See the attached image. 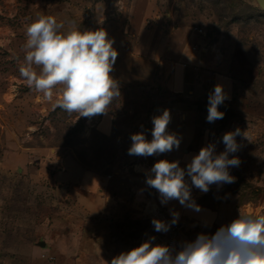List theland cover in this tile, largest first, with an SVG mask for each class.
<instances>
[{
  "label": "rangeland",
  "instance_id": "rangeland-1",
  "mask_svg": "<svg viewBox=\"0 0 264 264\" xmlns=\"http://www.w3.org/2000/svg\"><path fill=\"white\" fill-rule=\"evenodd\" d=\"M132 0H0V264H59L81 261L84 249H46L41 241H49L65 233L81 236L85 230L100 232L103 225L101 207L95 210L93 221H87L81 204V192L74 198L59 189L65 158L76 159L84 167L107 176L119 184L137 172L139 162H149L153 156L128 154L132 134L144 132L151 141L152 118L161 115L165 101L148 87H118L119 97L109 106L114 114L113 128L102 132L96 125L101 116L91 118L69 114L56 106L58 89L52 100H46L27 85L20 75L24 65L26 28L39 16L54 17L67 28L81 31L95 21L110 18L129 20ZM161 16L174 23L185 22L206 32V46L213 47L215 61L235 78L236 96L218 110L223 119L207 122L208 99L191 103L178 120L194 129V146L214 143L217 154L225 150L222 137L237 128L248 139L236 137L238 167L229 168L235 178L231 184L210 185L209 191L193 200L200 208L213 212L206 221L192 216L179 217L183 241H192L198 234H214L240 213L264 214V9L256 0H157ZM119 14L117 17L114 15ZM216 44V45H215ZM38 71V69H37ZM7 87H17L16 94L6 93ZM13 96L16 97L12 101ZM1 124L13 128L39 152L31 155L26 166L5 170L1 158L5 133ZM67 177L72 172L71 161ZM149 172V167L142 166ZM139 173V172H138ZM153 218L164 220L166 207L154 201L146 206ZM169 212V211H168ZM135 210L116 208L113 220L115 232L136 235L149 226L147 219L135 217ZM107 222V221H106ZM88 226V227H87ZM154 243L164 244V232H156ZM131 250V249H126ZM42 252L54 260L41 257Z\"/></svg>",
  "mask_w": 264,
  "mask_h": 264
},
{
  "label": "crops",
  "instance_id": "crops-1",
  "mask_svg": "<svg viewBox=\"0 0 264 264\" xmlns=\"http://www.w3.org/2000/svg\"><path fill=\"white\" fill-rule=\"evenodd\" d=\"M98 29L107 32L108 38L114 41L113 48L118 52L111 72L118 87H148L156 92L165 101L162 106L170 111L171 120L167 131L176 134L181 142L178 149L154 155L149 162L135 164L140 166L136 169L137 172L128 171V174H123L124 177L131 175L135 180L123 179L117 185L99 171L84 167L78 160L65 158L62 162L63 170L57 173L58 178L63 180L59 189L68 191L67 194L73 197L77 196L76 192L79 190L86 220L93 221L95 210L100 206L104 223L97 233L85 230L79 237L62 233L56 241L53 238L44 241L42 246L46 249H84L81 261L63 264H111V260L121 252L137 247L153 237V215L146 210L150 201H154L157 207H166L170 218L172 211L178 212L179 217L192 216L203 221L211 218V210L201 208V211L196 212L182 206L178 200L161 204L159 193L146 185V176L150 171L140 169L144 166L151 170L161 159L179 161L180 167L186 168L192 156L198 154L204 145L200 149L194 146V129L184 127L178 116L188 110L191 103L208 99L209 93L217 84L224 87L228 96L224 102L231 101L236 96L234 76L223 68L221 61H215L213 47H205L206 32H199L198 27L185 22L175 24L174 21H167L161 16L157 0H132L127 22L110 18L95 21L91 28L87 27V30ZM18 92L17 87L6 88V93ZM15 99L13 96L12 101ZM113 124L114 114L108 110L106 115L100 117L96 126L102 132L109 133ZM1 127L5 133L2 168L12 170L19 164L26 166L31 162V155L39 152V147L32 146L24 137H19L7 124H1ZM69 161L72 172L70 177H65L63 173L68 170ZM185 180L191 186L190 178L186 176ZM193 193L195 196L204 194L191 187L192 199ZM195 203L197 204L196 201ZM121 206L134 209L135 217L139 220L147 219L149 215L148 228L135 233L137 236H132L129 232H115L112 216L116 208L120 209Z\"/></svg>",
  "mask_w": 264,
  "mask_h": 264
},
{
  "label": "clouds",
  "instance_id": "clouds-1",
  "mask_svg": "<svg viewBox=\"0 0 264 264\" xmlns=\"http://www.w3.org/2000/svg\"><path fill=\"white\" fill-rule=\"evenodd\" d=\"M117 3L119 6L120 0ZM64 29L51 16H39L27 26L20 75L29 87L43 93L46 100H52L54 90L58 89L56 106L69 114L85 118L106 115L112 101L119 97L118 84L111 76L118 56L114 41L103 29L81 31L75 26ZM226 99L224 87L217 84L208 95V123L223 119L224 113L218 108ZM170 120L168 109L154 116L151 141L144 132L132 134L128 154L149 157L178 149L180 139L167 131ZM237 136L248 139L247 133L239 128L226 132L222 137L223 152L217 154L215 144L209 143L192 156L186 168L180 167L179 161L159 160L146 176L147 187L159 193L161 204L178 200L186 208L201 211L191 197V187L207 193L210 185L235 182L229 168L238 167L240 160L236 156L229 158V154L239 149ZM171 215V222L152 219L156 232L167 233L178 222L179 213L172 211ZM154 241L153 236L121 252L111 264H264V214L240 213L214 234L200 233L192 241L181 242L178 249Z\"/></svg>",
  "mask_w": 264,
  "mask_h": 264
},
{
  "label": "built area",
  "instance_id": "built-area-1",
  "mask_svg": "<svg viewBox=\"0 0 264 264\" xmlns=\"http://www.w3.org/2000/svg\"><path fill=\"white\" fill-rule=\"evenodd\" d=\"M199 32H202L203 29L202 28H198ZM166 107L165 106H161L160 110L163 111L165 110ZM172 218L168 217V216H164V221L166 222H171ZM181 228L178 224V222L175 225H172L170 230L165 234V241H164V245H172L175 246L177 249L179 248V245L181 242H183V239L181 237ZM41 257L48 259V260H54V256L47 253V252H42L41 253Z\"/></svg>",
  "mask_w": 264,
  "mask_h": 264
},
{
  "label": "water",
  "instance_id": "water-1",
  "mask_svg": "<svg viewBox=\"0 0 264 264\" xmlns=\"http://www.w3.org/2000/svg\"><path fill=\"white\" fill-rule=\"evenodd\" d=\"M258 2V4L261 6V8L264 9V0H256ZM44 241H41V245H44Z\"/></svg>",
  "mask_w": 264,
  "mask_h": 264
},
{
  "label": "bare ground",
  "instance_id": "bare-ground-1",
  "mask_svg": "<svg viewBox=\"0 0 264 264\" xmlns=\"http://www.w3.org/2000/svg\"><path fill=\"white\" fill-rule=\"evenodd\" d=\"M141 196V195H140Z\"/></svg>",
  "mask_w": 264,
  "mask_h": 264
}]
</instances>
